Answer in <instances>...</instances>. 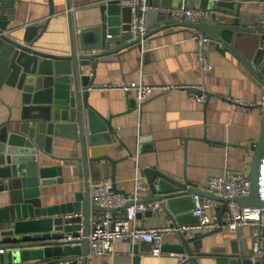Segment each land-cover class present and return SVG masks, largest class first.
I'll return each instance as SVG.
<instances>
[{
    "label": "crops",
    "instance_id": "obj_1",
    "mask_svg": "<svg viewBox=\"0 0 264 264\" xmlns=\"http://www.w3.org/2000/svg\"><path fill=\"white\" fill-rule=\"evenodd\" d=\"M69 1L68 10L67 0H14V20L8 29L14 27L19 31L33 24L41 30L46 25L36 47L48 53L66 54L71 46V27L75 44L79 45L78 30L100 22L97 0ZM200 1L188 0L185 5L201 8ZM183 4V0H172L171 6ZM241 11L250 16L264 15V0L244 1ZM146 23L145 59L141 58L137 47L99 58L92 84L141 80L150 85H199L206 100L196 101L189 97L194 91L179 88L154 93L141 103L132 94L126 97L117 90L89 91L88 103L105 117H111L113 132L109 142L86 145L88 185L99 181L112 185L113 176L120 193L129 194L134 190V178L138 177L146 184L143 171L151 168L182 181H190L201 191H206L207 178L223 168H243L248 173L252 152H247L242 145L258 140L262 109L259 105L248 110L234 109L224 97L263 101L262 89L239 61L229 53L221 54L210 43L207 51L212 69L205 75L199 74L193 38L195 29L176 24L178 22L163 15H151L146 18ZM82 69L88 75L92 72L89 66ZM18 96L10 86H1L0 123L18 116ZM130 100L135 104L130 106ZM50 146L49 154L38 152V165L60 167L61 174L52 175L49 179L54 182L40 186V194L44 205H58L72 201L74 194L84 191L82 172L75 170L78 163L73 159L81 156V149L75 140L63 136L53 137ZM106 157L115 160L114 165ZM261 189L264 194V168ZM148 193L147 187V192L139 194V201L148 198ZM4 201L5 193L1 190L0 206ZM184 205L186 217L179 226L195 225V218L191 215L192 200ZM206 213L210 217L216 214L217 218L221 215L224 221L225 210L222 207L207 209ZM102 214V211H92L90 220ZM116 215L122 216V209L116 210ZM171 221L160 208L137 213L133 222L141 227H159L171 225ZM260 225L264 226V212ZM199 233L202 234L196 243L199 247L190 243L192 256L199 264H216L217 259H229L218 254L229 249L232 242L246 241L249 248L255 243L247 226L235 232L222 226L220 230L209 233L196 231L194 234ZM179 242L176 234H166L162 253L155 256L151 254L148 243H139L133 251L127 240L120 239L114 243L112 253L88 256L87 264H177L176 254L182 252L167 247ZM196 251L208 254L197 255ZM80 258V255H74L66 259L79 262Z\"/></svg>",
    "mask_w": 264,
    "mask_h": 264
},
{
    "label": "water",
    "instance_id": "obj_2",
    "mask_svg": "<svg viewBox=\"0 0 264 264\" xmlns=\"http://www.w3.org/2000/svg\"><path fill=\"white\" fill-rule=\"evenodd\" d=\"M97 1L100 22L78 30L79 45L75 44L71 27L69 52L54 54L36 47L46 25L41 30L33 24L19 31L14 27L8 29L14 20V0H0V88L7 85L19 94L18 116L0 123V191L5 193V201L0 206V248L4 249L0 253V264H87L86 235L91 212H104L105 209L94 204L89 194L86 145L109 142L113 132L111 117H105L88 103L87 88L94 81L99 58L118 54L127 48L140 49L135 40H130L132 10L123 4L124 0ZM148 1L172 5V0ZM244 1L251 0H201L200 7L208 11L203 21L176 24L195 29L205 35L221 54L233 56L263 91V103L259 105L262 109L259 138L256 142L242 145L247 152H252L248 170L250 194L235 200L243 205L260 206L264 212L261 189L264 168V15L243 13L241 5ZM183 2L186 4L188 0ZM67 8H70L69 0ZM151 15L157 14L148 13L146 18ZM89 34L90 38L86 39ZM85 66L92 70L90 75L82 69ZM133 104L135 101L130 100L129 105ZM56 136L68 137L79 143L81 156L73 159L78 163L75 170L82 172L84 191L74 194L70 202L44 205L40 186L54 182L49 178L55 174L60 176L61 170L60 167H40L38 152L49 154ZM106 158L114 165L115 160ZM143 172L149 197L140 202L163 201L161 208L173 226L183 224L181 220L186 217L184 204L192 200V195L227 201L201 191L190 181H182L151 168ZM111 180L112 190L121 192L115 186L113 176ZM130 204L132 202L121 207L123 216ZM225 209L223 205L222 210ZM112 215L116 216V210ZM194 218L197 223V217ZM223 224L220 215L218 228L207 233L220 230ZM79 231L83 237L76 239ZM258 232L263 252L258 259L252 260L253 251L247 247L246 241L232 242L229 249L218 254L229 259H217L216 264H264V226L259 225ZM176 235L180 242L167 248L185 251L191 256V264H199L192 256L190 243L199 247L196 243L202 234L187 238L185 232L179 231ZM68 236L75 239L65 240ZM136 247L133 246V251ZM196 254L204 256L208 253L196 251ZM74 255L81 256L79 262L66 259Z\"/></svg>",
    "mask_w": 264,
    "mask_h": 264
},
{
    "label": "built area",
    "instance_id": "obj_3",
    "mask_svg": "<svg viewBox=\"0 0 264 264\" xmlns=\"http://www.w3.org/2000/svg\"><path fill=\"white\" fill-rule=\"evenodd\" d=\"M124 5L131 8L132 13L129 22L130 40H135L140 46V56L144 60L147 54L144 49L148 26L146 16L148 13L163 15L175 22L187 21L190 23H199L207 17L208 11L198 7H188L185 4L177 6H165L153 4L148 0H124ZM193 38L196 42V69L199 74L205 75L212 69L209 61L207 45L209 39L202 33L195 31ZM187 89L195 93L189 94V97L205 102L206 95L199 85H150L143 81H121L118 83L91 84L87 91H97L103 93L106 91L117 90L124 96L132 94L139 103L150 98L154 93H164L171 89ZM224 99L233 107L239 110H248L249 108L262 105L263 101L250 102L241 98L226 96ZM206 192L219 198L227 199L226 202L193 195L192 215L197 217L195 225L173 226L164 225L159 227H141L134 224V218L137 213H145L152 209H160L161 202L154 200L150 202H140L139 194L147 192V185L138 177L134 178V190L132 193L114 192L110 184L102 182L89 183V194L94 204L103 207L105 211L102 216L91 219L89 230L86 235L88 242V256H99L113 252L114 243L117 240H127L131 247L139 243H148L151 246L152 255L159 256L162 253L161 247L163 238L166 234H176L179 231L186 233L187 238H191L196 231H210L218 228V218L216 214L211 217L206 213L207 209H215L225 205L224 224L232 232L238 228L247 226L251 229V236L255 239L252 247V260L258 259L263 252L260 249L258 226L261 224L263 208L255 205H243L235 199L242 198L250 194V181L245 169L223 168L216 175L207 178L205 183ZM132 202L126 207L125 216L113 217L112 211L121 209V207ZM82 232L76 239L82 238ZM68 236L65 240H72ZM4 249L0 248V253ZM258 255V257H257ZM177 264H191L190 255L186 252L176 254Z\"/></svg>",
    "mask_w": 264,
    "mask_h": 264
}]
</instances>
